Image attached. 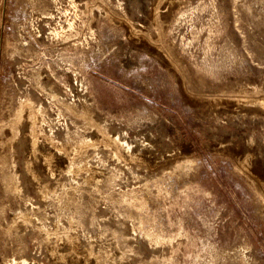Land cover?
<instances>
[{
  "label": "rangeland",
  "instance_id": "374dc122",
  "mask_svg": "<svg viewBox=\"0 0 264 264\" xmlns=\"http://www.w3.org/2000/svg\"><path fill=\"white\" fill-rule=\"evenodd\" d=\"M243 100H264V0H0V264H79L71 241L114 264H264L239 167L264 175V112ZM44 135L98 140L60 162Z\"/></svg>",
  "mask_w": 264,
  "mask_h": 264
},
{
  "label": "bare ground",
  "instance_id": "6f19581e",
  "mask_svg": "<svg viewBox=\"0 0 264 264\" xmlns=\"http://www.w3.org/2000/svg\"><path fill=\"white\" fill-rule=\"evenodd\" d=\"M53 31H54L55 34H57V32L55 30H53ZM252 104H254V106H256L258 109H260V110H262L264 112V100L263 101H258V102L243 100V101H241L239 103H234V104L232 103V105H240L241 107H244V108L250 107V106H252ZM29 113L31 115H33V119H35V121H39L40 112L38 111V109H36V108L33 109L32 108L31 110H29ZM93 123L95 124L96 130L101 132L100 124L97 123L96 121H94ZM94 124H93V126H94ZM36 135H37L36 132H32V135H30V141L29 142H30V146H31V148H30L31 151H34V149H35ZM97 135H98V137H101V139H102V135L100 133L97 134ZM98 137L95 138L94 140L92 138L82 137L80 139L79 144H77V146H73V145H63V144H57L56 145L53 142V140L55 139V136L44 135V139H45V141L48 144L53 145L54 147L58 148V150H57L58 153L56 154V156H57V158L59 159L60 162L66 160V159L70 160V155H72V154L75 155L81 149V147H83V146H86V147L87 146H95L97 144ZM249 141L251 143V140H249ZM250 143H248V144L250 145ZM104 144L109 145V146H111L113 148L114 155L116 156L117 160L123 158L125 152H127L129 150V147L126 144V142L124 140L120 139L119 137H114V135L111 138L106 139L104 141ZM139 145L140 144H138V146ZM129 157H130L131 160L132 159H136L135 156H131L130 155ZM242 157L243 158L241 159V161L239 163V167L244 170V172L247 174L248 178L251 179L253 185L260 192V194L262 195V197L264 199V175L260 176V175H257L256 172L252 171V169L250 167V165H251V159H250L251 156L246 155V156H242ZM45 161H46V166H45L46 170L51 175H53V173H54V169H53L54 160H53V158L51 156H49V154H48V155H46ZM80 169H85L86 170V179L88 181L94 182L96 180L97 176L104 175V176H106L105 177L106 181L109 182V183H112V180L110 179L111 176H108L107 173L105 175V173L102 172V171H99V173L97 175L98 171L94 172V170H90L88 168L87 163L81 164L80 165ZM121 202L134 205L136 212H141V211L144 210V204L142 203L143 199L142 198L138 199L136 194H133L131 196L124 195L122 197V199H121ZM69 249H70V252L67 255L71 259H74L79 264H114V262L112 261V258L106 253V251H104L105 249H103V250L102 249L94 250L93 248H88L86 250H82V249H80L78 244H75L72 241L70 242V248ZM54 256H58V254L55 253ZM169 261H171V260H169ZM13 264H37V263H32V262L29 263L26 259L22 258V260H20L18 262H14Z\"/></svg>",
  "mask_w": 264,
  "mask_h": 264
}]
</instances>
